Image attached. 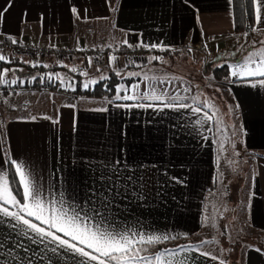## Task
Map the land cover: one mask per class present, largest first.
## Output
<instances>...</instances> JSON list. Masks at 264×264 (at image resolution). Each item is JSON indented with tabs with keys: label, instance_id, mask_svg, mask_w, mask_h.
Wrapping results in <instances>:
<instances>
[{
	"label": "crops",
	"instance_id": "obj_1",
	"mask_svg": "<svg viewBox=\"0 0 264 264\" xmlns=\"http://www.w3.org/2000/svg\"><path fill=\"white\" fill-rule=\"evenodd\" d=\"M0 13V42L15 39L49 50H70L76 66H93L100 73L122 70L146 81L145 88L133 91L138 98L127 101L117 99V91L108 99L71 96L69 90L58 95L60 104L53 109L37 107L41 115L33 120L32 96L59 94L44 80L58 85L54 70L63 65L53 57L18 62L0 55V72L27 73L22 79H0V85L24 81L27 88L34 89L29 87L34 84L38 89L0 93V173H6L21 203L23 189L15 164L38 184L46 204L54 202L69 214L78 213L93 227L135 239L136 234L176 237L138 246L147 249L140 255L152 264H264V86L257 82L264 77L232 75L234 66L249 56L264 60V30L246 32L247 36L236 32L233 3L228 0H0ZM102 40L111 48H142L146 54L133 65L125 58L117 64L108 57L97 63L85 59L84 51ZM141 42L162 47H136ZM205 64L210 71L225 66L228 74L219 80L212 72L203 75ZM158 66L167 73H146ZM207 80L216 83L218 101L224 102L225 113L231 112L229 120L222 110L214 114L198 102L215 101L203 88ZM78 87L82 86L76 83ZM157 95L163 96V103L144 98ZM132 104L152 106H121ZM237 155L247 160L243 176L233 173L240 167ZM226 197L234 203L227 205L233 213L229 224L224 221L227 226L220 228L223 218L216 226L211 214L221 213ZM214 231L219 235L211 238ZM201 235V242L207 241L198 243L201 249H156ZM17 242L23 247H16ZM51 247L32 244L6 221L0 222V264H79L80 257L63 249L54 254ZM159 253L163 256L157 261Z\"/></svg>",
	"mask_w": 264,
	"mask_h": 264
},
{
	"label": "snow or ice",
	"instance_id": "obj_2",
	"mask_svg": "<svg viewBox=\"0 0 264 264\" xmlns=\"http://www.w3.org/2000/svg\"><path fill=\"white\" fill-rule=\"evenodd\" d=\"M228 3L231 5L233 0H228ZM250 3L255 5L256 27L252 30H264L260 28L261 25H264V0H250ZM10 6V4L6 6L4 11L6 12ZM72 11L79 18L77 9L73 8ZM2 19L3 13H0V20ZM244 35L247 36V33ZM12 43L16 44L17 41L13 39ZM123 43L128 44V41L125 40ZM129 46L134 47L133 45ZM136 47L155 49L162 46L156 44L145 45L141 42ZM151 59L160 58L152 57ZM0 60H4V57L0 56ZM234 68L237 70H234L232 75L238 78L264 77V60L256 61L252 56H249L242 65L234 66ZM241 73H243V76H241ZM119 74L118 72L117 75ZM257 82L264 86V79H259ZM92 83H95V81H92ZM84 87L87 88L88 85L85 84ZM116 91L118 94L117 99L127 101L138 98L135 95L127 94L120 96L119 93L123 91L120 87ZM144 98L158 100L161 103H163L164 99L162 95L146 96ZM121 106L151 107L152 105L132 104ZM164 106L172 107V104H165ZM98 110L102 111L103 109ZM194 111H198V109H194ZM32 119L34 120L35 117ZM45 119H48V117H45ZM14 166L19 176L20 186L23 189V203L10 190L6 173H0V222L6 221L8 228L18 230L20 235L32 244L43 245L45 249H48L49 245H53L50 251L54 254L63 249L64 252L72 256L80 257L79 264H92L93 261H96L97 264H113V262L115 264H140L141 261L145 262V264H152L147 257L140 255L141 251H147V249H142L138 246L142 244L152 246L176 238L169 235L136 234L139 238L135 239L122 232L101 230L99 227H93L86 222V217L78 213L69 214L63 206L56 207L54 202L50 205L46 204L41 196L38 184L31 179L27 170L20 164H15ZM61 205H63V201H61ZM34 221H39L40 223L37 224ZM56 233H61L63 237L68 239H64ZM203 243H207V241H202L201 244ZM16 247H23V245L17 242ZM88 249L91 251H88ZM256 251L259 252L261 250L256 249ZM200 255L210 256L213 260L217 259L216 256H211L210 253L204 251H201ZM161 256H163V253L157 254V261L160 260ZM220 264H225V261L221 260Z\"/></svg>",
	"mask_w": 264,
	"mask_h": 264
},
{
	"label": "rangeland",
	"instance_id": "obj_3",
	"mask_svg": "<svg viewBox=\"0 0 264 264\" xmlns=\"http://www.w3.org/2000/svg\"><path fill=\"white\" fill-rule=\"evenodd\" d=\"M59 50H61V49H59ZM3 56L8 59L9 53L5 54ZM25 57L35 58V57L27 56L26 54L22 53V54H19L18 56H14V58L12 57L13 58L12 60L19 62L20 59H22V61H23L25 59ZM49 57H52V56H49ZM41 58H44V57H41ZM53 59H55V61L57 60V62H59V65H60L59 67H62L61 64L63 65L62 68H57L56 67L55 70H54V72L57 71L56 77L59 80V84L58 85H54L53 87H55V89H58L59 90L58 92H60V93L59 94H48V95H45V93H43V94H36V96L34 95V97L32 96V99L30 100V104L32 105L31 108L33 109L32 110L33 112H31L32 114L29 115V116H32V118L33 117H37L38 113H39V115H41L40 111H42V110L37 111V107L38 108H43V109H45L47 111V110L53 109L56 105H59L60 101H59L58 95H65L66 92H69V90H72V93H70V95L71 96H75L76 95L75 94L76 83H77V85H81L82 88H85L84 87L85 84H87L88 86L89 85L93 86L95 83H98V82H103V81H110L111 82V81L114 80L115 81L114 84L116 86V89L118 87H120L121 89H123L124 91L127 92L126 93L127 95L134 94L133 91L135 89L139 88V87L145 88L146 81H143L141 79V82H140L139 79L132 78V76H133L132 74H125L126 72H124V71H123V74H122V70L112 71V72H108V71H104L103 72V71H101L102 73H100L98 70H96V67H93V66H91V68H89V69L85 68L84 66H76V62H75L74 57L69 56V55H66V58H61V57H56L55 56V58L53 57ZM137 61L138 60L129 61L130 62L129 64L133 65ZM97 62H98V60L93 61V63H97ZM112 64H114V63H112ZM152 67H154V66H152ZM203 67H204L203 69H205L204 70L205 72L203 71L204 72L203 75L207 74L208 72L209 73L213 72V71H210V67L207 66L206 64ZM180 71L182 73H186L187 72L186 69H181ZM43 72H44V74H46L45 70ZM118 72L120 73L119 75H117ZM0 73H1L0 77H2V79H1L2 81L4 80V78H7V77L12 78V79H22L27 74L25 70H15V69L10 70V71H8L7 69H4V70H1ZM129 73H131V72H129ZM146 73L147 74L150 73V75H152V74H166L167 73V69H164L163 67H161V69H160L159 66H158V69H154V68H152V70L148 69V71H146ZM47 75H50V74H47ZM212 78H214V77L212 76ZM2 81H0V82H2ZM48 81H50V83H52L53 79L48 78L46 80V83ZM92 81H95V83H92ZM11 84L6 85V87L10 86L11 91H9V92L25 91L26 89L31 90V91L38 90V89H36V86H34V84L33 85L31 84V86H29V87H32L34 89L27 88L26 87L27 84L24 81L23 82H18L17 84L14 83V86H12ZM215 84L216 83H214L213 80H207L206 84L203 86V88H205V90L207 89L208 96H210V98H213L215 100L214 101L215 103L213 102V104H212V103H210L208 101H202V100L198 99V102L200 104L210 108V110L214 111L213 112L214 114H216L218 112V110H220V111L222 110V112H224L223 107H225V104H224L223 101H218V98H219L218 93H216V91L214 90ZM133 85H135V86L133 87ZM73 94H75V95H73ZM105 98H107V97H105ZM14 99L16 100V102L20 101V98H18V97L14 98ZM108 99H112V97H110ZM212 108H215L216 111L213 110ZM230 114H231V112H229V111H228V113H225L226 121L230 119L229 118ZM237 157H238V160H239V166L240 167H238L237 170L234 169L233 173H235L236 175L240 173L241 176H243V174H245V172L243 170L246 171L245 168H248L247 165L245 164V163H247L246 162L247 160L243 159L242 155H237ZM240 162H241V164H240ZM236 181H238V178H237ZM225 202H226V205L221 207V209H220L221 213L219 215H216L215 213H214V215L211 214V216L213 217L214 223H216V226L219 224V218L220 217L225 219V220H223V219L220 218L221 219L220 220V225H221L220 228L223 227L224 224H225V227L227 226V224L224 221L227 222V220L229 218V215H231L233 213V211L229 207H227V205L228 206H232V205H234V203L227 197L225 199ZM206 215H207V213L205 214V216ZM236 226L238 227L237 224H236ZM218 232L219 231H214V234L212 235L213 237H211V238H215L217 236ZM218 235H219V233H218ZM202 237L205 238V235L204 236L201 235L199 237H196V238H193V239L187 240V241L176 242L174 244H166V243H164V244L160 245V247H156V249L161 250V248L165 249L166 247H168V248L172 247V246L173 247H184V246H189V245H193L194 247H197V248L201 249L203 245L199 246L198 243L201 242ZM234 247H235V245H234Z\"/></svg>",
	"mask_w": 264,
	"mask_h": 264
},
{
	"label": "built area",
	"instance_id": "obj_4",
	"mask_svg": "<svg viewBox=\"0 0 264 264\" xmlns=\"http://www.w3.org/2000/svg\"><path fill=\"white\" fill-rule=\"evenodd\" d=\"M8 53L10 58L22 53L30 57L39 58L49 56L54 58L55 56L66 58V55L74 56V52L70 50H49L28 42H17L16 44H13L12 42H0V55ZM145 54L146 51L142 48H126L124 50L111 48L105 40H102L98 47L84 51L83 56L91 62L108 57L112 63L117 64L121 58H125L129 61H136L144 57ZM6 85H0V93L11 91L10 86L6 87ZM11 85L14 86V83Z\"/></svg>",
	"mask_w": 264,
	"mask_h": 264
},
{
	"label": "trees",
	"instance_id": "obj_5",
	"mask_svg": "<svg viewBox=\"0 0 264 264\" xmlns=\"http://www.w3.org/2000/svg\"><path fill=\"white\" fill-rule=\"evenodd\" d=\"M233 15H234V26L235 31L238 33H246L252 31L255 25L254 19V7L250 3V0H233ZM228 71L225 66L215 68L212 72L213 77L216 80L223 79L227 76ZM46 83V80H44ZM113 81H103L94 84L91 88L83 89L82 87H75V93L80 96H85L89 98H110L116 95V86ZM49 89L55 88L52 87L50 81L45 84ZM11 173V171H10ZM11 183L14 185V179L12 174L10 175ZM170 248L178 247H166L165 249L161 248V251L168 250ZM160 249V248H159Z\"/></svg>",
	"mask_w": 264,
	"mask_h": 264
}]
</instances>
